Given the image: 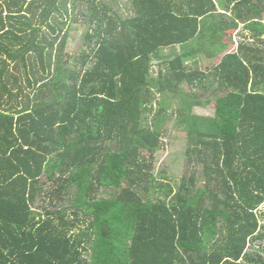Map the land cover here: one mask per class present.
Listing matches in <instances>:
<instances>
[{
	"label": "trees",
	"instance_id": "obj_1",
	"mask_svg": "<svg viewBox=\"0 0 264 264\" xmlns=\"http://www.w3.org/2000/svg\"><path fill=\"white\" fill-rule=\"evenodd\" d=\"M263 14L264 0H0V264H264L248 252L263 241ZM72 24L89 26L75 72ZM184 83L216 111L182 112L173 188L153 173L171 100H154Z\"/></svg>",
	"mask_w": 264,
	"mask_h": 264
},
{
	"label": "rangeland",
	"instance_id": "obj_2",
	"mask_svg": "<svg viewBox=\"0 0 264 264\" xmlns=\"http://www.w3.org/2000/svg\"><path fill=\"white\" fill-rule=\"evenodd\" d=\"M2 4L3 8L6 9V3L3 1ZM115 8L123 18H128L131 16V13H129L130 11L127 2H122L120 3L119 7L115 6ZM222 10L225 9L223 8L221 9V11ZM241 27L242 25L240 26V28ZM88 29L89 26L84 24H72L68 29L69 37L67 41V47L65 49V55L67 57L66 59H69L66 66L69 71L75 72L80 69L81 64L80 62L78 63L75 58H78L80 54L86 51L85 35L87 34ZM231 37L233 38L229 40H232V42L229 43L230 48H228L226 52H232L234 50L233 47L236 46V42L240 41L242 35L238 31H236V33H234ZM175 49L176 51H174V48L166 50L161 60L155 59L152 69L155 79L158 78L159 63L163 62L165 59L168 60V56L172 52H176V54L180 53V47H177ZM169 59L173 58L171 57ZM219 59L212 61V64H218ZM210 65V62L204 61L202 59V66L204 68H208ZM192 95H194L193 98ZM195 98L196 93H190L188 84L184 83L180 86L179 92L176 95L172 93H162L159 91L154 100L155 110L159 109L157 105L163 102V99H167V101L171 100V104L169 103V105H171V108L169 107V113L166 111V114L167 117L168 114L172 116L170 117L171 119H168L169 121L167 120L166 122L167 135L163 138L164 148L155 155V159L153 161V173L156 175L159 182L163 181L166 184H171L173 188H175L176 185L180 184L184 173L187 170L189 157L187 153V150H189L190 147L188 139L189 134L183 129V126L180 122L182 112H184V114L186 115L189 114L191 117L196 116L206 118L215 116V101H211L210 105H205V107H197L195 102H197L198 100H195ZM200 102L203 103V100H200ZM44 181L46 182L47 179L44 178ZM156 184H158V182ZM156 187L157 186L154 187L156 190L154 189L152 191L153 197L155 198L154 200L165 198L166 193L163 192V190L161 191L160 188L157 189ZM101 197L106 198L107 194L102 193ZM38 204L39 203L36 204V208ZM259 213L260 217L264 216V205L259 210ZM260 226L261 230L259 231L258 237L262 236L263 241H254V243L251 244L252 246L248 248V252H261L264 256V219L261 220Z\"/></svg>",
	"mask_w": 264,
	"mask_h": 264
},
{
	"label": "crops",
	"instance_id": "obj_3",
	"mask_svg": "<svg viewBox=\"0 0 264 264\" xmlns=\"http://www.w3.org/2000/svg\"><path fill=\"white\" fill-rule=\"evenodd\" d=\"M240 26H241V25H240ZM242 27H243V25H242ZM242 27L240 28V30L242 29ZM238 32H239V31H238ZM233 48H234V50H233L232 52H235V51L237 50V43H236V46H234ZM174 51H176L175 48H174ZM229 52H230V51H229ZM226 53H227V52H226ZM177 54H178V53H177ZM177 54H176V52H172V53L169 54L168 57L171 58V57H173V56H175V55H177ZM169 58H168V59H169ZM203 70L205 71L206 68L203 67ZM207 73H208V75H210L209 72H207ZM196 106H197V107H203V106H200V105H196Z\"/></svg>",
	"mask_w": 264,
	"mask_h": 264
}]
</instances>
